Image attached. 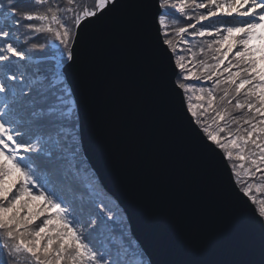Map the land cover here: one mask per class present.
I'll return each mask as SVG.
<instances>
[{
    "label": "snow or ice",
    "instance_id": "obj_1",
    "mask_svg": "<svg viewBox=\"0 0 264 264\" xmlns=\"http://www.w3.org/2000/svg\"><path fill=\"white\" fill-rule=\"evenodd\" d=\"M122 6L34 0L23 10L0 0V264H264V199L253 194H264V0H146L147 15L132 25L146 38L156 103L171 109L259 226L255 259V241L237 239L227 258L158 260L105 192L85 147L91 95L78 73L89 34ZM40 33L52 51L34 42ZM14 170L20 181L9 199ZM25 197L44 206L33 210Z\"/></svg>",
    "mask_w": 264,
    "mask_h": 264
},
{
    "label": "water",
    "instance_id": "obj_2",
    "mask_svg": "<svg viewBox=\"0 0 264 264\" xmlns=\"http://www.w3.org/2000/svg\"><path fill=\"white\" fill-rule=\"evenodd\" d=\"M146 0H123L88 36L78 76L89 88L85 147L104 189L126 210L133 233L158 260L220 259L260 229L228 196L216 168L170 108L156 103L146 38L133 23Z\"/></svg>",
    "mask_w": 264,
    "mask_h": 264
},
{
    "label": "trees",
    "instance_id": "obj_3",
    "mask_svg": "<svg viewBox=\"0 0 264 264\" xmlns=\"http://www.w3.org/2000/svg\"><path fill=\"white\" fill-rule=\"evenodd\" d=\"M78 0H76V2H77ZM93 2H94V0H93ZM17 5H18V7H20L21 9H23V10H32L33 9V7H34V0H17ZM86 6V4L85 5H83V7H85ZM41 11H42V9H41ZM170 12H173V10H169ZM173 15L175 16V13L173 12ZM179 20H180V23H181V25H184V24H187V23H189L190 21H188V20H186L185 18H183V17H179ZM38 23V22H37ZM25 32V29L23 28V27H21L20 28V34H21V39H23L24 37H23V33ZM31 35H34L35 36V40H34V42H37V43H44L45 45H46V48H45V51H52V49H51V46H48V42H49V40L51 39L50 38V36L47 34V33H40V34H31ZM53 51H54V49H53ZM36 55H43V53H36ZM40 172H41V175H43V171L42 170H39ZM262 174H264V169H262L261 170V172H258L257 173V177H260ZM105 190V189H104ZM16 192V191H15ZM14 192V193H15ZM106 192V191H105ZM13 193V194H14ZM107 193V192H106ZM13 194H11V195H9V199L12 197V195ZM108 194V193H107ZM254 195H256L257 196V198L258 199H264V194H262L261 192H259L258 190H254V193H253ZM109 195V194H108ZM110 196V195H109ZM25 199H27V200H29V207H31L33 210H38L40 207H43L44 206V204H43V201H41L39 204H37V205H35V206H31V202H36V203H38V201L37 200H33L32 198H29V197H26ZM51 213H53L54 214V212H52L51 210H49ZM23 214V213H22ZM45 215H48V213H45ZM70 219H74L73 217H69ZM41 219H43V217H41ZM76 221L74 220V223H75ZM34 223H36V224H39L40 223V221L39 220H37L36 222H34ZM80 223H83V222H80ZM77 231L78 232H82L83 233V238H85L86 239V242H92V243H96L95 242V240L92 238V237H89L88 236V234H87V232L83 229V228H81V227H79V226H77ZM68 242L69 243H71V240L69 239L68 240ZM97 247H98V244L96 245Z\"/></svg>",
    "mask_w": 264,
    "mask_h": 264
},
{
    "label": "rangeland",
    "instance_id": "obj_4",
    "mask_svg": "<svg viewBox=\"0 0 264 264\" xmlns=\"http://www.w3.org/2000/svg\"><path fill=\"white\" fill-rule=\"evenodd\" d=\"M77 3L83 7V5L86 4L85 7H90L93 5V0H78ZM7 184L8 185L14 186V192L16 191L17 187L19 186V181H20V173L16 172L15 170L11 173L9 177L6 178ZM39 193L35 192L33 193L34 196H38ZM37 200V199H33ZM9 264L11 262L9 261ZM20 264H28V262L24 259V257H21L20 259Z\"/></svg>",
    "mask_w": 264,
    "mask_h": 264
}]
</instances>
